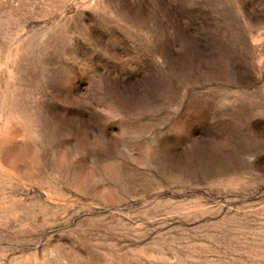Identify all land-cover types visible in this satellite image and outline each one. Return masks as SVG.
Here are the masks:
<instances>
[{
    "label": "rangeland",
    "instance_id": "374dc122",
    "mask_svg": "<svg viewBox=\"0 0 264 264\" xmlns=\"http://www.w3.org/2000/svg\"><path fill=\"white\" fill-rule=\"evenodd\" d=\"M0 264H264V0H0Z\"/></svg>",
    "mask_w": 264,
    "mask_h": 264
}]
</instances>
